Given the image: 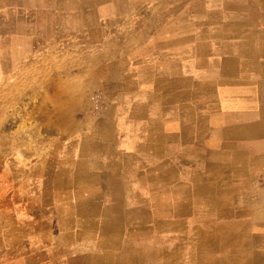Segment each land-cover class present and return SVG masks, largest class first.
Here are the masks:
<instances>
[{"label": "crops", "instance_id": "1", "mask_svg": "<svg viewBox=\"0 0 264 264\" xmlns=\"http://www.w3.org/2000/svg\"><path fill=\"white\" fill-rule=\"evenodd\" d=\"M244 6L0 0L1 79L42 61L107 104L13 198L0 264H264V13Z\"/></svg>", "mask_w": 264, "mask_h": 264}, {"label": "rangeland", "instance_id": "2", "mask_svg": "<svg viewBox=\"0 0 264 264\" xmlns=\"http://www.w3.org/2000/svg\"><path fill=\"white\" fill-rule=\"evenodd\" d=\"M244 2L243 10L264 13V0ZM7 64L0 77V243L10 239L2 232L12 228L13 198L27 200L29 192L37 195L49 185L60 171L66 140H75L76 127L90 111L107 105L104 86L61 84L60 70L44 68L42 61L35 66L25 59L18 69Z\"/></svg>", "mask_w": 264, "mask_h": 264}, {"label": "built area", "instance_id": "3", "mask_svg": "<svg viewBox=\"0 0 264 264\" xmlns=\"http://www.w3.org/2000/svg\"><path fill=\"white\" fill-rule=\"evenodd\" d=\"M94 100L97 102V101H99L96 97H94ZM98 103V102H97Z\"/></svg>", "mask_w": 264, "mask_h": 264}, {"label": "bare ground", "instance_id": "4", "mask_svg": "<svg viewBox=\"0 0 264 264\" xmlns=\"http://www.w3.org/2000/svg\"><path fill=\"white\" fill-rule=\"evenodd\" d=\"M222 157V156H221ZM224 166V165H223ZM218 169V168H217ZM106 181V180H105ZM175 186V185H174ZM151 192V191H150ZM110 199V198H109Z\"/></svg>", "mask_w": 264, "mask_h": 264}]
</instances>
